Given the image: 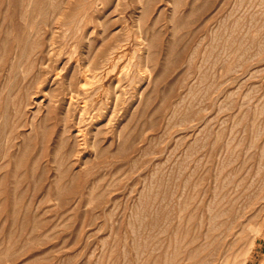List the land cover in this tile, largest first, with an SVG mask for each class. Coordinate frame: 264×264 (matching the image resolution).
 Here are the masks:
<instances>
[{
    "label": "rangeland",
    "instance_id": "rangeland-1",
    "mask_svg": "<svg viewBox=\"0 0 264 264\" xmlns=\"http://www.w3.org/2000/svg\"><path fill=\"white\" fill-rule=\"evenodd\" d=\"M236 262L264 264V0H0V264Z\"/></svg>",
    "mask_w": 264,
    "mask_h": 264
},
{
    "label": "bare ground",
    "instance_id": "bare-ground-1",
    "mask_svg": "<svg viewBox=\"0 0 264 264\" xmlns=\"http://www.w3.org/2000/svg\"><path fill=\"white\" fill-rule=\"evenodd\" d=\"M120 47H121V46H120ZM121 49H122V48H121ZM44 51H45V49H44ZM115 51H117V50H115ZM115 51H114V53H116ZM121 51L124 52L123 49H122ZM117 53H119V51H118ZM116 57H117V55H115V54H114V56H110L109 61H111V62L114 61V59H115ZM105 60H106V58H105ZM107 61H108V60H107ZM107 61H106V62H107ZM111 66H112V65H111ZM110 68H111V67H110ZM94 76H95V75H94ZM96 76H97V74H96ZM100 76H101V75H100ZM82 77H83V76H82ZM95 78H96V77H95ZM79 88H80V86H79ZM74 91H75V90H74ZM115 93H116V92H114V94H115ZM118 93H119V92H118ZM75 97H76V96H75ZM80 99H81V97H80ZM80 99H79V101H80ZM85 99H87V98H85ZM85 99H84V100H85ZM84 100H83V101H84ZM77 102H78V101H77ZM79 103L81 104V102H79ZM71 105H72V104H71ZM75 105H77V104H75ZM77 106H78V105H77ZM69 107H70V106H69ZM73 107H74V106H73ZM104 107H105V106H104ZM81 108H83V107H81ZM86 108H87V106H86ZM93 108H94V107H93ZM93 108H92V109H93ZM110 108H111V107H110ZM94 109H95V108H94ZM75 110H76V109H75ZM77 110H78V109H77ZM88 110H89V109H88ZM96 110H97V109H96ZM96 110H95V111H96ZM99 110H100V109H99ZM80 111H81V110H80ZM82 111H83V110H82ZM82 111H81V113H82ZM89 111H90V110H89ZM100 111H101V110H100ZM111 111H112V110H111ZM78 112H79V111H78ZM88 113H89V112H88ZM107 113H108V112H107ZM113 113H114V111H113ZM91 114H92V112H91ZM114 114H115V113H114ZM80 115H82V114H80ZM86 115H87V114H86ZM89 115H90V114H88V117H89ZM101 116H102V115H101ZM91 117H92V116H91ZM93 117H94V116H93ZM76 119H77V118H76ZM78 120H79V119H78ZM89 120H90V118H89ZM89 120L86 119V121H89ZM94 121H95V120H94ZM79 122H80V120H79L78 122H76V123L78 124ZM82 122H83V121H82ZM82 122H81V123H82ZM81 125H82V124H81ZM86 125H87V124H86ZM92 125H93V123H92ZM79 126H80V124H79ZM77 127H78V126H77ZM77 127H76V128H77ZM81 128L84 129L85 126H84V127H81ZM78 129H79V128H78ZM78 129H77V130H78ZM83 129H81V130H83ZM86 129H87V128H86ZM84 131H85V130H84ZM85 132H86V131H85ZM75 133H76V132H75ZM75 133H74V134H75ZM77 133H78V132H77ZM81 133L83 134V132H81ZM81 133H80L79 135H78V134H77V135L80 136ZM74 134H73V136H75ZM84 136H85V135H84ZM84 136H81V137H84ZM76 137H77V136H76ZM76 137H75V138H76ZM84 138H85V137H84ZM78 139H79V138H78ZM79 140H80V139H79ZM83 140H84V139H83ZM85 140H86V139H85ZM75 143H76V142H75ZM80 143H81V142H80ZM80 143H78V144H80ZM78 144H77V145H78ZM78 146H79V145H78ZM79 147H80V146H79ZM80 148H81V147H80ZM254 229H255V227H254ZM255 230H256V229H255ZM258 230H259V227H258L257 231H258ZM261 230H262V228H261ZM237 231L240 233V232H241V229H240V231H239V230H237ZM257 231H255V232L257 233ZM238 232H237V233H238ZM262 232H263V231H262ZM198 234H199V233H198ZM233 234H234V233H233ZM257 234H258V233H257ZM196 235H197V231H196ZM254 235H255V233H254ZM206 237H207V235H206ZM256 239H257V238H256ZM250 240H251V239H250ZM200 241H201V240H200ZM251 241H252V240H251ZM251 241H250V244H251ZM253 241H254V240H253ZM250 244H249V246H251ZM192 246H193V245H192ZM251 247H252V246H251ZM254 248H255V247H254ZM193 250H194V249H193ZM193 250H192L191 253H193ZM245 250H246V252H247V250H250V249H249V247H247V249H245ZM198 251H199V249H198ZM243 251H244V250H243ZM244 252H245V251H244ZM244 252H241V253H244ZM243 255H245V254H243ZM246 255H247V253H246ZM191 256H192V255H191ZM248 258H249V257H248ZM248 258H247V259H248ZM197 259H198V258H197ZM244 259H245V258H244ZM244 259H241L240 261H242V260L244 261ZM226 260H227V259H226ZM246 261H247V260H245V262H246ZM245 262H243V263H245ZM236 263L238 264V262H236ZM239 263H240V262H239ZM241 263H242V262H241ZM219 264H220V263H219Z\"/></svg>",
    "mask_w": 264,
    "mask_h": 264
}]
</instances>
